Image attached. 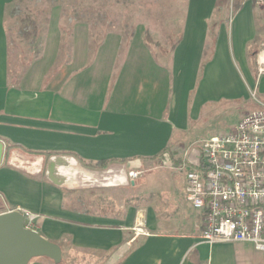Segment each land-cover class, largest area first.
<instances>
[{
	"label": "crops",
	"instance_id": "crops-1",
	"mask_svg": "<svg viewBox=\"0 0 264 264\" xmlns=\"http://www.w3.org/2000/svg\"><path fill=\"white\" fill-rule=\"evenodd\" d=\"M18 1L0 0V213L39 215L30 229L62 256H96L99 264H264L249 243L203 242L202 214L187 199V180L180 195L176 173L167 176L170 199L159 182L147 186V212L127 208L126 199L82 203L65 192L73 170L93 179L88 186L109 174L123 184L127 169L142 166L182 173L183 151L202 138V113L257 87L249 48L264 38V0L238 9L237 0L177 1L167 30L178 38L160 46L146 39L152 19L97 43L89 24L76 23L66 54L59 23L15 47L8 17Z\"/></svg>",
	"mask_w": 264,
	"mask_h": 264
},
{
	"label": "rangeland",
	"instance_id": "rangeland-1",
	"mask_svg": "<svg viewBox=\"0 0 264 264\" xmlns=\"http://www.w3.org/2000/svg\"><path fill=\"white\" fill-rule=\"evenodd\" d=\"M177 1L181 2V0H19L8 17V27L13 35L15 47L20 44L22 48H27L31 44L32 35L37 33L38 29H45V32L48 33L50 24L59 23L60 33L63 36V51L66 54L70 51L72 43V25L76 23L89 24L91 38L97 43L110 32L130 35L134 33L136 25L148 23L152 19L155 22L153 23L155 29L147 31L146 37L149 36L152 42L157 40L160 43H158L159 46L167 45L168 36L171 40L178 38L177 32L173 33L171 30H167V26L172 23L175 17L168 14V9L174 7L181 10V3L176 4ZM19 36L20 38H18ZM249 54L256 79L257 87L255 88L260 100L264 101V94L259 89V58L264 54V38L262 42L249 48ZM255 109H257V103L252 100L250 94L249 97L244 96L238 100H224L211 107L206 114L202 113V123L201 126L199 125L202 127V133L199 137L209 138L223 134L234 128L246 114ZM159 167L142 166L139 169L140 175L134 181L129 177L130 169H127L128 177L123 184L117 181L114 174L104 175L97 179L98 182L95 186H88V184L92 185L93 179L90 182V178L88 179L85 174H76L74 170H71L72 174L66 176L68 178L65 182L75 185L67 188L65 192L82 203L87 201L88 196L91 198L95 196L94 200L100 205L103 198L108 205L114 203L116 199H126L127 208L135 207L147 212L153 199L152 192L149 188L146 189L150 184L159 182L161 188L164 189L161 193L163 199L172 198L170 196L173 194L170 189L173 182L171 179H167L168 174L176 173L175 179L180 185V195L186 197L185 174L171 171L172 167L169 169L168 167ZM83 172L85 173V171ZM59 177V174H54L52 180L56 181ZM163 202L165 204V201ZM63 257L64 259L61 261L63 264H99L96 262V256L64 254Z\"/></svg>",
	"mask_w": 264,
	"mask_h": 264
},
{
	"label": "built area",
	"instance_id": "built-area-1",
	"mask_svg": "<svg viewBox=\"0 0 264 264\" xmlns=\"http://www.w3.org/2000/svg\"><path fill=\"white\" fill-rule=\"evenodd\" d=\"M259 59L261 76L264 54ZM250 95L257 109L223 134L193 142L177 170L186 176L188 201L202 214L203 242L249 243L264 253V101L256 88ZM139 175L129 172L132 181ZM20 212L28 228L39 218Z\"/></svg>",
	"mask_w": 264,
	"mask_h": 264
},
{
	"label": "water",
	"instance_id": "water-1",
	"mask_svg": "<svg viewBox=\"0 0 264 264\" xmlns=\"http://www.w3.org/2000/svg\"><path fill=\"white\" fill-rule=\"evenodd\" d=\"M3 145L0 143V158ZM62 261L61 248L25 225L18 210L0 213V264H29L34 258Z\"/></svg>",
	"mask_w": 264,
	"mask_h": 264
},
{
	"label": "trees",
	"instance_id": "trees-1",
	"mask_svg": "<svg viewBox=\"0 0 264 264\" xmlns=\"http://www.w3.org/2000/svg\"><path fill=\"white\" fill-rule=\"evenodd\" d=\"M242 1L243 0H237V2L234 4V9H238L241 6ZM146 39L151 42V38L149 36H147ZM174 47H175V44L173 43L172 48Z\"/></svg>",
	"mask_w": 264,
	"mask_h": 264
}]
</instances>
